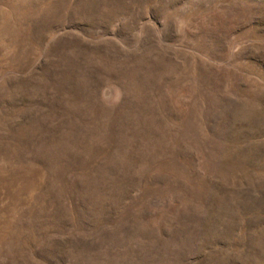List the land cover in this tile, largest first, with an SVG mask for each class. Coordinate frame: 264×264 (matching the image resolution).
Masks as SVG:
<instances>
[{
	"label": "rangeland",
	"instance_id": "rangeland-1",
	"mask_svg": "<svg viewBox=\"0 0 264 264\" xmlns=\"http://www.w3.org/2000/svg\"><path fill=\"white\" fill-rule=\"evenodd\" d=\"M0 264H264V0H0Z\"/></svg>",
	"mask_w": 264,
	"mask_h": 264
}]
</instances>
